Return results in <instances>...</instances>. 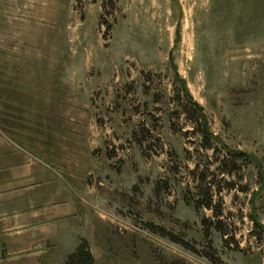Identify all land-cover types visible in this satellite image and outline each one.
I'll return each mask as SVG.
<instances>
[{
	"label": "rangeland",
	"instance_id": "374dc122",
	"mask_svg": "<svg viewBox=\"0 0 264 264\" xmlns=\"http://www.w3.org/2000/svg\"><path fill=\"white\" fill-rule=\"evenodd\" d=\"M41 180L93 217L97 264H264V0H0V193Z\"/></svg>",
	"mask_w": 264,
	"mask_h": 264
},
{
	"label": "crops",
	"instance_id": "0c3cea01",
	"mask_svg": "<svg viewBox=\"0 0 264 264\" xmlns=\"http://www.w3.org/2000/svg\"><path fill=\"white\" fill-rule=\"evenodd\" d=\"M42 182L33 196H38L35 202H27L23 191L0 193V264H66L67 255L82 237L95 253L89 235L93 217L74 200L73 193L59 191L53 181ZM60 194L66 198L58 199Z\"/></svg>",
	"mask_w": 264,
	"mask_h": 264
},
{
	"label": "trees",
	"instance_id": "16d2710c",
	"mask_svg": "<svg viewBox=\"0 0 264 264\" xmlns=\"http://www.w3.org/2000/svg\"><path fill=\"white\" fill-rule=\"evenodd\" d=\"M190 118L192 119L194 125L196 128H200L203 135V146L206 149H213V145L210 144L211 139V131L208 129L204 119L203 121H200V116L194 109H189L188 111ZM142 134L145 135V138L139 139L140 143H144L143 140H148V131L143 130ZM227 155L225 158L221 159V167H219L220 172L223 174L226 173L228 175H232L237 171L238 168V160L239 158L246 156L242 152H236V151H227ZM214 174V173H210ZM209 169H203L199 171V168L194 172V184H195V194H193L192 199L195 201L196 207H206L209 209H215L216 216L219 218L221 215V209L220 205H217L214 200V195L216 192L219 193V191H216L219 182H217L214 177L210 178ZM232 184V183H231ZM220 187V186H218ZM219 190V188H217ZM205 224V233L206 235H210V226L214 224L216 228L219 231H223V223L222 221L218 220L217 222H214L212 219H206L204 221ZM164 235H168L166 231H162ZM212 259V262L214 264H224L222 259H220L217 256H210ZM66 264H97L96 257L92 251L90 242L87 238H80L79 244L76 247V249L72 252H70L66 257ZM165 264H178V263H165Z\"/></svg>",
	"mask_w": 264,
	"mask_h": 264
}]
</instances>
